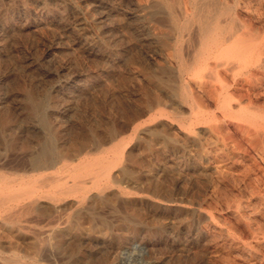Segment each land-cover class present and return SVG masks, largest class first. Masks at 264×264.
I'll use <instances>...</instances> for the list:
<instances>
[{
    "label": "rangeland",
    "instance_id": "obj_1",
    "mask_svg": "<svg viewBox=\"0 0 264 264\" xmlns=\"http://www.w3.org/2000/svg\"><path fill=\"white\" fill-rule=\"evenodd\" d=\"M185 1L0 0V264H264V0L207 65Z\"/></svg>",
    "mask_w": 264,
    "mask_h": 264
},
{
    "label": "bare ground",
    "instance_id": "obj_2",
    "mask_svg": "<svg viewBox=\"0 0 264 264\" xmlns=\"http://www.w3.org/2000/svg\"><path fill=\"white\" fill-rule=\"evenodd\" d=\"M165 1V0H164ZM220 1V0H219ZM235 1V0H234ZM233 1V2H234ZM232 2V3H233ZM246 2V1H245ZM154 3V2H153ZM218 3L219 2H217L216 0H187V1H185L184 2V11H183V13H182V16H183V18H184V21H183V23H179V20H178V18L176 17V15H174L173 13H171V15L169 16L170 18V23H171V25H172V27L174 28V30H176V32H177V35H178V38L179 37H181L182 36V32H186V31H189L190 29H192L193 28V26L194 27H196L197 28V31L196 32H198V37H199V39H200V53L204 56L203 57V61H204V63L207 65V63H208V61H211V60H209V59H211L210 58V56L211 55H213V53L216 51H219L221 48H222V46L225 44V42H227L228 40H230V39H233V34H228L227 36H225V28L223 27V25H222V16L225 14L224 12H221L220 11V8H219V6L220 5H218ZM168 6H169V4H167ZM233 6V5H232ZM234 6H235V4H234ZM229 7V6H228ZM151 8V7H150ZM153 8V7H152ZM231 8V7H230ZM166 9V8H165ZM169 9H170V6H169ZM227 10V9H226ZM225 10V11H226ZM229 10H231V9H229ZM158 11V10H157ZM159 11H161V9L159 10ZM228 11V10H227ZM233 11V10H232ZM231 11V12H232ZM177 12V11H176ZM230 12V11H229ZM166 13H168V12H166ZM177 14H178V12H177ZM233 14H234V12H233ZM158 15V14H157ZM179 15V14H178ZM152 16V15H151ZM232 16V15H231ZM233 16H235V15H233ZM167 17V16H166ZM232 18H234V17H231V19ZM58 20V19H57ZM233 21V20H232ZM229 22V21H228ZM233 23H235V22H233ZM232 23V24H233ZM229 24H231V23H229ZM57 25V24H56ZM224 25H226V24H224ZM73 26H74V24H73ZM35 27V26H34ZM237 26L235 25V28H236ZM240 27V26H239ZM36 28V27H35ZM74 28H75V26H74ZM195 28V29H196ZM195 29L193 28V31H195ZM237 29L238 28H236V31H237ZM69 30V29H68ZM191 31V30H190ZM192 32V31H191ZM189 33V32H188ZM229 33V32H228ZM236 33H238V32H236ZM240 33H242V32H240ZM192 33H190V35H191ZM235 34V33H234ZM188 35V34H187ZM245 35H246V33H245ZM194 36V35H193ZM237 36V35H236ZM167 37H168V35H167ZM189 37V36H188ZM196 37V36H195ZM195 37H193V38H195ZM240 37V36H239ZM245 37V36H244ZM175 38H177V37H175ZM192 38V39H193ZM237 38V37H236ZM182 39V38H181ZM192 39H191V41H192ZM246 39H249V38H246ZM174 40V39H173ZM179 40V39H178ZM193 40H195V39H193ZM240 40V39H239ZM242 40V39H241ZM184 41V40H183ZM186 41V40H185ZM235 41H237V40H235ZM255 41V40H254ZM238 42V41H237ZM175 43V42H174ZM182 43V42H181ZM250 43H252V42H250ZM177 45V44H176ZM179 45H181L180 43H179ZM194 45V44H193ZM196 45V44H195ZM250 46V45H249ZM260 46V45H259ZM195 48V47H194ZM259 48V47H258ZM257 48V49H258ZM250 49V48H249ZM256 49V50H257ZM256 50L253 52L254 54H256L257 52H256ZM216 52H215V54H216ZM228 52V51H227ZM256 52V53H255ZM253 53H252V56L254 57V55H253ZM256 56V55H255ZM259 56V55H258ZM253 57H251L249 60L251 61V59L253 58ZM231 58H233L234 59V57H231ZM230 58V59H231ZM248 58V57H247ZM218 58H217V56H216V60H217ZM201 60V62H203L202 61V59H200ZM247 60V59H246ZM248 60V61H249ZM249 61V63L251 64V62ZM261 61V60H260ZM232 62V61H231ZM247 61H245V63H246ZM222 63V62H221ZM235 63V62H234ZM254 63V62H253ZM199 64V63H198ZM223 64H224V62H223ZM236 64V63H235ZM234 64V65H235ZM247 64V63H246ZM256 64V63H255ZM254 64V65H255ZM261 64V63H260ZM191 65V64H190ZM218 65H219V63H217L216 62V67H218ZM222 65V64H221ZM229 65V64H228ZM238 65V64H237ZM236 65V66H237ZM244 65V64H243ZM198 66V65H197ZM202 66V65H201ZM245 66H247V65H245ZM249 66V65H248ZM258 66H259V64H258ZM244 67V66H243ZM256 67V66H255ZM195 68V67H194ZM196 68H198V67H196ZM201 67H199V69H200ZM232 68V67H231ZM264 68V67H263ZM262 68V69H263ZM179 69V68H178ZM211 69V68H210ZM259 70H260V68H258ZM214 70V69H213ZM242 70H244V69H242ZM250 70H252V69H250ZM264 70V69H263ZM180 72H181V67H180V70H179ZM193 72H194V70H192ZM201 69H200V72L199 73H201ZM203 71H204V65H203ZM255 71H257V68H256V70ZM179 72V73H180ZM192 72V73H193ZM210 72H211V70H210ZM249 72H251V71H249ZM238 73H240V72H238ZM198 74V73H197ZM210 73H208V75H209ZM237 74V73H236ZM182 75V74H181ZM189 75H191V73H189ZM194 76L193 77H195V74H193ZM237 75H239V74H237ZM192 76V75H191ZM198 76V75H197ZM206 77V76H205ZM240 77V76H239ZM254 77V76H253ZM206 78H209V77H206ZM242 78V77H241ZM235 79V78H234ZM238 79H240V78H238ZM158 81H159V79H158ZM208 81L209 82H211L209 79H208ZM207 81V82H208ZM234 82V81H233ZM184 84V83H183ZM213 84V83H212ZM185 85V84H184ZM232 85V84H231ZM264 85V84H263ZM183 86V85H182ZM186 87V86H185ZM234 87V86H233ZM230 88H231V86H230ZM245 88V87H244ZM184 89V88H183ZM228 89V88H227ZM184 91H185V89H184ZM227 91V90H226ZM225 91V92H226ZM183 92V91H182ZM224 92V93H225ZM183 93H185V92H183ZM182 93V94H183ZM189 93V92H188ZM223 93V94H224ZM181 94V93H180ZM244 94V93H243ZM222 95V94H221ZM220 95V96H221ZM182 97L185 99L186 97H187V95H185V94H183L182 95ZM189 97H190V95H189ZM219 97V96H218ZM188 98V97H187ZM186 98V99H187ZM223 98V97H222ZM185 99V100H186ZM220 99V98H219ZM233 100H234V98H232ZM216 100H217V98H216ZM222 100V99H221ZM227 100V98H224V100L223 101H226ZM184 101V100H183ZM186 102V101H185ZM238 105H241V102H240V100H238ZM219 104V103H218ZM259 105V104H258ZM219 107V106H218ZM221 107V106H220ZM219 107V108H220ZM195 108V107H194ZM233 108H234V106H233ZM224 109L225 108H223L221 111H224ZM228 108H226V110H227ZM240 109V108H239ZM244 109H240V111L242 112ZM228 111H230V110H228ZM227 111V112H228ZM234 111H236V110H234ZM239 111V110H238ZM240 111H239V113H240ZM252 112V111H251ZM232 113V112H231ZM230 113V115H232ZM247 113V112H246ZM229 114V113H228ZM237 114V113H236ZM244 114V113H243ZM246 122L249 124V127H251L250 129H251V132L254 134V135H259L260 136V134L261 135H263L264 136V110H260V109H254L253 110V112L251 113V115H249L248 117H247V119H246ZM238 123V122H237ZM245 123V122H244ZM244 125V124H243ZM246 126V125H245ZM259 136H258V138H259ZM263 138V137H262ZM260 140V139H259ZM263 141H264V139H263ZM263 141H261V142H263ZM262 145H263V143H261ZM264 147V146H263ZM55 149V148H54ZM264 149V148H263ZM118 157V156H117ZM28 159V158H27ZM117 159V158H116ZM57 159L47 150V151H43L42 152V155H41V157L40 158H38L37 160H35V161H32V164H31V169L33 170V171H39V170H46V169H49V168H53V166H54V163H55V161H56ZM117 160H119V158L117 159ZM83 161V160H82ZM99 161V160H98ZM114 161H115V159H114ZM66 163V162H65ZM83 163V162H82ZM82 163H80V164H82ZM93 163H94V161H93ZM92 163V164H93ZM102 163V162H101ZM105 163H107V162H105ZM258 163V162H257ZM79 164V165H80ZM101 165V164H100ZM256 166V165H255ZM90 167V166H89ZM81 168V167H80ZM94 168V167H93ZM96 168H98V166L96 167ZM73 169V168H72ZM85 169V168H84ZM258 169V168H257ZM261 169V168H260ZM55 170V169H54ZM67 170V169H66ZM88 170V169H87ZM90 170H92V169H90ZM89 170V171H90ZM94 170V169H93ZM255 170V169H254ZM50 171V170H49ZM52 171V170H51ZM65 171V170H64ZM88 171V172H89ZM73 172H74V170H73ZM83 172H84V170H83ZM82 172V173H83ZM39 173V172H38ZM41 173V172H40ZM85 173V172H84ZM101 173V172H100ZM103 173V172H102ZM254 173V172H253ZM35 174V173H34ZM56 174V173H55ZM77 174V173H76ZM79 174H81V172L79 173ZM78 174V175H79ZM99 174V173H98ZM264 174V173H263ZM38 175V174H37ZM42 175V174H41ZM54 175V174H53ZM77 175V176H78ZM82 175V174H81ZM100 175V174H99ZM45 176V175H44ZM43 176V177H44ZM56 177H57V175H55ZM109 176V175H108ZM108 176H107V178H108ZM42 177V176H41ZM261 177V176H260ZM22 178H23V176H22ZM28 178H30V177H28ZM62 178V177H61ZM104 178H106V177H104ZM17 178H15L14 179V182H15V180H16ZM19 179V178H18ZM17 179V180H18ZM47 179H49V178H47ZM34 180V179H33ZM56 180V179H55ZM29 181V180H28ZM27 180H26V182L27 183H29ZM32 181V180H31ZM52 181V180H51ZM54 181V180H53ZM7 182V181H6ZM18 182V181H17ZM20 182H22V180L20 181ZM91 182V181H90ZM2 183H3V181H2ZM11 183V182H10ZM30 183H33V182H30ZM79 183V182H78ZM254 183H256V182H254ZM14 184V183H13ZM13 184L11 185V187L13 188ZM25 184V183H24ZM55 184V183H54ZM53 184V185H54ZM59 184V183H58ZM5 185V184H4ZM9 185V184H8ZM7 185V186H8ZM27 185V184H26ZM31 185V184H30ZM48 185V184H47ZM97 185V184H96ZM106 185V184H105ZM20 186H21V183H20ZM49 186H51V185H49ZM48 186V187H49ZM253 186V185H252ZM10 187V188H11ZM18 187V186H17ZM24 187H25V185H24ZM26 187H30L29 185H27ZM25 187V188H26ZM59 187V186H58ZM96 187V186H95ZM98 187V186H97ZM3 188V187H2ZM2 188H0V189H2ZM7 188V187H6ZM22 188V187H21ZM46 188H47V186H46ZM60 188H61V186H60ZM74 188V187H73ZM100 188V187H99ZM23 189V188H22ZM27 189V188H26ZM29 189H32V188H29ZM34 189V188H33ZM37 188H35V190H36ZM12 190V189H11ZM18 189H16V191H17ZM56 190V189H55ZM54 190V191H55ZM58 190V189H57ZM56 190V191H57ZM83 190V189H82ZM1 191V190H0ZM19 191V190H18ZM54 191H52V192H54ZM258 185L257 184H255L254 185V193L255 194H257L258 192ZM20 192V191H19ZM24 192V191H23ZM36 192V191H35ZM69 192V191H68ZM80 192H81V190H80ZM84 192V191H83ZM1 193H2V191H1ZM0 193V202L2 203L4 200H6L7 199V197H8V193H9V190H8V193H7V195H4V193H3V195ZM36 193H39L38 191L36 192ZM35 193V194H36ZM24 194H27V193H24ZM44 194V193H43ZM49 194V193H48ZM70 194V193H69ZM33 195H34V193H33ZM51 195H54V194H51L50 193V196ZM30 196H32V195H30ZM55 196V195H54ZM29 196H27L26 198H28ZM33 197V196H32ZM38 197V196H37ZM39 197H40V195H39ZM56 197V196H55ZM25 198V199H26ZM52 199H53V197H51ZM51 199V200H52ZM24 200V199H23ZM35 201H37L38 202V200H35ZM55 201V200H54ZM16 202V201H15ZM21 202V201H20ZM36 202V203H37ZM34 204V203H33ZM26 205H28L27 203H26ZM25 205V206H26ZM30 205L31 204H29L28 206L30 207ZM238 205V204H237ZM5 206V205H4ZM240 206V205H239ZM23 207V206H22ZM36 207V206H35ZM34 207V208H35ZM82 207H83V205H82ZM2 208V207H1ZM249 208V207H248ZM4 209V208H3ZM27 209V208H26ZM25 210V209H24ZM28 210H29V208H28ZM18 211V210H17ZM23 211V210H22ZM24 212V211H23ZM239 212V211H238ZM249 212V211H248ZM256 212V211H255ZM254 211H253V216H255V213ZM14 214V213H13ZM256 218V217H255ZM13 221V220H12ZM252 221V220H251ZM253 222V221H252ZM250 223V222H249ZM257 224V223H256ZM250 225V224H249ZM255 225V224H254ZM247 226V225H246ZM252 227H254V226H252ZM249 228V227H248ZM255 229L254 230H256V228H257V226L256 227H254ZM206 229V228H205ZM250 229H252V228H250ZM261 229V228H260ZM204 230V229H203ZM210 230V229H209ZM216 231L218 230V229H215ZM259 231V230H258ZM211 232V231H210ZM257 232V231H256ZM264 233V232H263ZM262 233V234H263ZM259 235V234H258ZM218 236V235H217ZM223 236V235H222ZM225 236V235H224ZM231 237V236H230ZM253 237H255V236H253ZM262 237V236H261ZM226 238H227V236H226ZM225 238V239H226ZM257 238L259 239V241H260V238H259V236H257ZM237 239V238H236ZM236 239H235V241H236ZM257 239V240H258ZM262 239V238H261ZM264 240V239H263ZM221 241V240H220ZM228 241H231L230 239L228 240ZM225 242H227V241H225ZM224 242V243H225ZM240 242V241H239ZM243 243V242H242ZM237 244V243H236ZM229 244H227V246L226 247H229L230 248V246H228ZM231 245V244H230ZM241 245V244H240ZM242 245H244V243L242 244ZM225 246V245H224ZM245 246V245H244ZM239 248H241V247H239ZM231 249V248H230ZM229 250V249H228ZM246 251V250H245ZM219 253V252H218ZM247 253H249V252H247ZM215 254V253H214ZM217 254V253H216ZM230 254V253H229ZM235 255V254H234ZM241 255V254H240ZM239 255V256H240ZM1 256V255H0ZM16 256H18V255H16ZM250 256V255H249ZM251 256H252V254H251ZM8 257V256H7ZM242 257H244V256H242ZM245 257H247V256H245ZM247 259V258H246ZM245 259V260H246ZM249 261V260H248ZM7 262H9V263H14V260L13 259H9V260H7ZM250 262H253V261H250ZM258 262V261H257ZM249 263V262H248ZM227 264V263H226Z\"/></svg>",
    "mask_w": 264,
    "mask_h": 264
}]
</instances>
